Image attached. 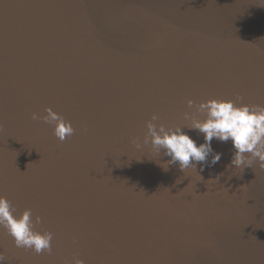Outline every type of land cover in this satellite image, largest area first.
<instances>
[{"label":"water","instance_id":"water-1","mask_svg":"<svg viewBox=\"0 0 264 264\" xmlns=\"http://www.w3.org/2000/svg\"><path fill=\"white\" fill-rule=\"evenodd\" d=\"M238 96L264 105V0H0V194L55 234L36 255L0 228L5 264H264V169L229 168L231 141L202 172L131 143Z\"/></svg>","mask_w":264,"mask_h":264},{"label":"clouds","instance_id":"clouds-1","mask_svg":"<svg viewBox=\"0 0 264 264\" xmlns=\"http://www.w3.org/2000/svg\"><path fill=\"white\" fill-rule=\"evenodd\" d=\"M242 97L235 100H223L211 98L195 104L188 100V108H195L197 113L204 114L205 119H199L189 112L184 113V120L188 126L165 127L163 124L154 123L159 117L153 115L147 122V132L141 142L134 138L131 143L140 150L150 145L151 148L170 159L163 163L167 171L171 165H179L181 171L195 168L200 165V171L204 166L216 165L222 157V153L215 152L212 147L213 139L221 143L231 141L233 155L229 168L245 170L257 164L264 169V105H249L242 102ZM46 115L32 114L33 120H43L53 126V134L64 142L75 135L72 122L52 108L45 109ZM194 130L203 134L204 142L199 145L188 135L184 129ZM209 157L211 161L209 164ZM43 220L36 216L33 220V210L25 209L17 215L12 202L0 194V228H3L19 249L29 250L36 255L53 251L54 233L49 230H37ZM74 243H76L74 241ZM5 256L0 253V264H5ZM72 264H85L83 259L73 257Z\"/></svg>","mask_w":264,"mask_h":264}]
</instances>
